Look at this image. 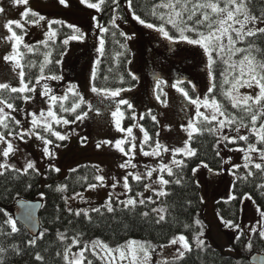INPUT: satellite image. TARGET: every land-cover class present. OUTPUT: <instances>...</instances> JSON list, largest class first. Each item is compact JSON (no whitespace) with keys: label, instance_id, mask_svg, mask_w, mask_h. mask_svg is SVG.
Returning a JSON list of instances; mask_svg holds the SVG:
<instances>
[{"label":"snow or ice","instance_id":"6c2138e0","mask_svg":"<svg viewBox=\"0 0 264 264\" xmlns=\"http://www.w3.org/2000/svg\"><path fill=\"white\" fill-rule=\"evenodd\" d=\"M60 5L64 7H69V0H58ZM80 4L85 5L89 9H95L97 12L103 11V6L109 3V0H79ZM111 5L114 6L113 11L120 7V0H110ZM252 0H159L158 3H154L151 6L150 14L159 23L147 22L145 19L141 18L140 15L136 13L133 9V0H127L128 10L131 12L132 18L136 20L139 24L143 25L148 29H153L157 33L163 35L165 40L172 43L185 42L188 45H192L202 49L204 55L206 56V71L207 76L210 81L208 87V96L203 99L199 95H189V89L185 87H180L179 85L184 84L183 80H177L176 87L177 91L180 92L183 98L192 106H194V114L188 119L187 126L181 125L182 129L188 132V137L181 141V147L169 148L159 142V140L153 141V144L149 145L150 150L145 151L144 145L148 144L149 140L152 138L149 136L147 131L141 127L143 132V141L139 146L140 152L145 157H159L162 153H170L171 163H165L161 161L158 167L150 168L145 165V172H127L122 178V187L125 190L115 197L119 205L123 208L121 211H126L131 209L135 212L137 206H145L148 204L158 205L160 203L157 198H166L172 195V192L168 189L169 185H181L182 177L174 171L175 168L182 169L186 167L184 159H177V155L181 157L192 158L196 157L197 150L191 146V140L194 134L203 135L205 132L210 134H218V143L227 144H237L238 141L244 142L243 147H236L229 149L230 151L242 152L244 163L234 164L231 167L235 170H239L241 167L246 170L245 174L241 179L245 182L249 181V178L255 179L257 173L260 174L261 178L264 179V49H261L255 40H250V38H258L264 36V11H260L259 15L253 13L250 8ZM8 3L15 8H22L20 11V19H5L0 22V28L7 30V34L0 39H5L9 42H14L13 52L8 55H4L2 58L4 61H14L12 66V71H16L19 77V86H12L8 82H0V93L7 90L9 96L5 97L0 94V177L5 176L9 172L23 173L27 175L29 170L39 174V169L36 168L34 161H28L22 169L16 168L15 165L9 163L10 155H14L16 148L14 147V141L19 140L27 142L25 137L40 140L43 147V154L47 156L50 160L55 158L54 151H50L49 145L53 148H60L63 145L59 142L66 141L69 139L67 134H62L60 131L53 128V123L49 122L48 118H51L55 124L69 125L77 120H84L87 116V112L80 111L81 105L86 103L79 93H73V95L78 97V102H75L72 107L64 108L61 105V110L65 112H72L74 114V119L69 120L62 118L57 115L49 107L47 113L43 110L39 113V117L35 112L28 113L31 117V127L27 130L22 127L17 130L15 126H21V121L12 115V113L19 111L15 105L16 100H22L24 103H28L34 97L30 94L36 93V86L40 84L41 80H59L61 77L56 75H44L43 65L40 68V75L36 78L35 84L32 80H25L24 65L21 63L22 53L19 51L20 45L23 43V34H18L15 29L24 32L25 23L36 24L38 21L45 20V17L39 13L33 11L29 6V0H8ZM157 9H163L164 11H157ZM6 13V7L3 5V0H0V16ZM38 17V20H29V16ZM93 19H96L93 17ZM116 19H122V17L114 16L112 18L113 26L119 27L115 23ZM55 23H60L55 21ZM170 26V29L167 27ZM72 28L74 26L68 25ZM97 27L100 28L101 32H108V28L103 27L97 23ZM79 32V29H76ZM171 32V34H170ZM48 35H55V33H48ZM121 35L125 36L126 39H132L123 32ZM84 34L71 35L69 39L71 40H82ZM69 40L65 39L64 44H68ZM46 43V42H43ZM104 39L100 38V53L104 52ZM238 45H241L238 47ZM29 51H32V47L29 45H24ZM242 54V55H240ZM237 55H240V59H233ZM262 57V58H258ZM46 63L50 61L46 58ZM217 62L226 65L221 75L224 76L221 82V92L226 100L231 105L235 112H229L224 105L218 101L213 95L216 84V76L213 71V65ZM59 63V61H57ZM97 64L100 63L99 60L96 61ZM130 63V61H129ZM133 81L137 80L138 77L129 72L128 74ZM231 77V79H229ZM95 78V73H93V79ZM165 83L157 78V83L155 85L156 89H161V84ZM191 91L195 93L196 85L192 84L191 81ZM31 85V86H30ZM224 85H229L225 90ZM248 88L252 90L249 93H240V88ZM75 88V85L72 86ZM42 95L48 97L50 105L55 104L57 100H67V95L63 97H57L56 95H50L51 90L48 88L47 84L43 85ZM71 90V89H70ZM95 93H103L111 98L120 97L122 91H130L131 89L119 88L115 90L110 89H100L95 86L91 88ZM19 94V95H11ZM166 96L167 93H164ZM157 100H161L159 94L156 95ZM166 105V101H161ZM118 105H126L129 109L133 105L124 98L117 101ZM201 108L205 110L211 109V114H206L202 112ZM10 110V111H6ZM91 110V105H89ZM112 116L116 117V128L118 131L126 132L131 141H129V147L126 151L122 145L125 144L124 139L115 141V148L122 153L124 156L128 157L123 163L119 165L120 168L126 169L129 166L135 169L136 164L132 163V159L135 156V151L137 149V144L134 142L136 137L133 136V127H128L126 129L121 128L120 118L124 116V113L117 106L115 111L112 112ZM135 119V116L132 117ZM143 119V117H141ZM151 119L156 121V116H152ZM41 120H43L42 131L48 133V136L41 135L39 132L35 131L41 125ZM213 127H199L201 124L212 125ZM138 126V125H134ZM227 127L228 132H234L235 135L223 134V130ZM190 129V131H189ZM241 129H245L247 134H241ZM159 136V132L156 133ZM50 137H54L55 140ZM250 137L252 139H250ZM86 139V138H85ZM102 144H112V141H102ZM97 148L101 147V144L96 145ZM219 156V151L216 152ZM255 156V158H254ZM225 163H230L229 161H224ZM208 168V164L201 162L198 167L192 168V174L195 175L199 170V167ZM49 171H54L59 173L60 168L55 167L53 164H49ZM76 171V169H72ZM102 171V169H98ZM211 172L212 169L209 168ZM153 173L157 176L153 179ZM167 177L174 179H166ZM129 177H131L137 184H142L145 191L151 190L153 196L147 198L144 197V192L137 191L135 195L132 193V185L129 183ZM94 179L99 182V184L93 183L89 184V189H96L97 187H108L105 182V177L103 175H96ZM113 183L111 188L114 190L121 180L117 177H112ZM153 184L158 187L153 188ZM31 187V185H28ZM51 187V186H49ZM258 188L264 190V183H259ZM57 192H66L67 185H61L55 189ZM264 195V191L261 193ZM43 196V194H41ZM120 196H127V199H120ZM80 197L83 199L81 193H75V196L68 197L63 196L64 201V211L67 212L69 216H75L80 218L83 216L84 220L91 224L93 222V216L91 213H96L99 216H104L105 213L113 214V221H115L116 207L113 205V193L110 192L107 201L100 207H93L91 209L80 208L73 209L69 206V199H75ZM155 197V198H154ZM232 199H237L233 196ZM241 201L249 200L255 204L252 196L249 194H244L240 197ZM86 202V201H85ZM203 202V201H201ZM189 204L191 201L188 202ZM3 210L0 209V212ZM56 211L59 213L61 211L60 207H56ZM166 212L167 209L164 206H158L151 208V213L155 214V223L161 224L166 223ZM256 212L259 215V219L256 221L255 225L248 226V231L250 233L247 242L244 244V249L250 251L253 247V237H257L259 241H264V210L256 206ZM143 218H147L150 215L149 211H143L140 214ZM6 219L0 224V237L12 238L14 234L20 232V228L17 226V221L11 216H7ZM31 214L29 213V219ZM221 222L225 227L235 229L238 232L236 237L239 240L241 237L245 236L244 229L241 228L239 223L234 220H225L224 217H220ZM56 220H60V216L56 217ZM68 224H73V220L69 219ZM196 225H203L200 220L195 221ZM127 227V225H125ZM187 229L189 225H184ZM7 228V230H5ZM68 229L60 231L59 229L55 232L56 240L63 245L62 251L57 250L55 256L62 259L63 264H94V260L99 261V264H150L152 259V254L156 251V245L151 244L149 241H138L135 239L127 240L122 244H117L115 246H110L107 242L96 238L94 240L83 241L84 233L80 231H75L74 235L69 236ZM47 230L38 232L32 235V238L27 240V246L31 249H36L38 242L43 240ZM204 233L199 231L195 239V250L200 251L205 247V241L202 239ZM180 243V247L176 249L175 255L173 257L172 264H179L180 261L184 260L186 255L194 251L193 245L189 243L188 238L185 235L173 236L167 245L161 244L160 248L169 247L172 245H177ZM73 248L77 251L73 252ZM9 250H11L16 255H22V250L18 244H11L8 247L0 244V264H5V257L8 255ZM234 249H229L233 251ZM85 253L89 255L86 256ZM34 260L38 264H45V256L41 254L40 251L34 252ZM157 264H170L167 259L158 261Z\"/></svg>","mask_w":264,"mask_h":264},{"label":"rangeland","instance_id":"374dc122","mask_svg":"<svg viewBox=\"0 0 264 264\" xmlns=\"http://www.w3.org/2000/svg\"><path fill=\"white\" fill-rule=\"evenodd\" d=\"M3 5L6 7V13L0 16V22H3L5 19L21 18L19 13L22 8L18 9L13 7L8 3V0H3ZM29 6L33 11L44 16L45 20L38 21L36 24L25 23L23 33H21V30L15 29L18 34H23V43L19 47V51L22 53V57L20 58L21 63L24 53L32 52L35 45L47 44L57 39L58 32L54 27L56 24L72 25L74 26L72 27L73 29H79V32L76 31L77 33L75 35L83 33L84 38L82 40H71L67 38L69 40V50L61 61L63 70L62 75L59 76L61 79L41 80L40 84L36 86V93L30 94L34 98L28 103H25L19 111L12 113V115L21 121L20 127L27 130L31 127V117L28 116V113L35 112L37 117H39V113L42 110L47 113L50 106L56 112V105L58 103L64 105L67 100H57L55 104L50 105L48 97L42 95L44 91L43 85L47 84L51 90L50 95H56L57 97L67 95L69 98L74 92L79 93V96H82L86 102L84 104L87 106V116L84 120H77L69 125H63L62 123L57 125L51 121V118H48L49 122L53 123L55 130L69 136V139L66 141H57V143L63 145L60 148H53L51 145L48 146L50 151H54L55 153L54 159L50 160L43 154L42 149L44 146L40 140L35 137H25L26 143L19 140L13 142L17 150L14 155H10L9 163L15 165L16 168L22 169L28 161H34L36 168L41 173H45L48 170L49 164H53L55 167L61 169L59 172L61 179L66 178L72 169H76L82 165H91L102 169V171L98 172L99 175L105 177V182L108 187L88 188L86 191L79 192L82 194L83 199L76 197L68 201L69 206L74 210L100 207L107 201L110 192L113 193V199H115L117 195L125 191L122 187L121 178L127 172L144 173L145 165H148L150 168H155L158 167L161 161L171 163L170 153H162L159 157H145L141 154L139 146L143 141V132L141 131V127L144 129L143 119L145 114L152 113V116H156V121L160 125L159 142L168 146L170 149L181 147V141L188 137V132L183 130L181 125L187 126L188 119L194 114L195 109L194 106L190 105L183 98L176 87L172 85H176L178 79L183 80L184 83L191 81L192 84L196 85L195 95H199L202 99L207 97L210 81L205 68L206 56L202 49L198 47L188 45L185 42L172 43L165 40L162 34L139 24L132 18V15L129 23H124L121 19H116L115 23L127 35L132 36V39L129 40L133 52L131 71L138 77L139 84L135 89L122 91L120 97L111 98L103 93L98 94L91 90L94 86L93 73L96 72L98 67L96 61H100L102 56L99 50V40L102 38L103 32L97 27V23H99V12L80 4L79 0H69V7L60 5L58 0H29ZM93 17L96 19H93ZM29 20H38V17H32ZM55 21H59L60 23H55ZM48 33H55V35H48ZM6 34L7 30L0 28V37ZM13 44L14 42L0 39V57L11 54L13 52ZM24 45L31 46L32 51H29ZM233 59L238 60L240 56L237 55ZM47 60L50 61V58H47ZM13 64L14 61L6 62L0 58V82H8L12 86H19V77L16 74L19 69L12 71ZM47 64L45 63V65ZM157 78L165 82L161 84V89L159 90L155 88ZM73 85H75V88H72ZM179 86L182 87L181 85ZM239 91L240 93H249L252 90L242 87ZM164 93H167V95L165 96ZM157 94L161 96V100L156 99ZM121 98L127 99L133 105L130 110H132V116H135V119L134 123L128 127H133V136L136 137L134 142L138 146L135 151V156L132 159V163L137 165L135 169L131 168V166L126 169L119 167L128 157L124 156L115 148V141L124 139L125 144L122 147L127 151L129 141H131V137L126 132L117 130V118L112 116V112L115 111L117 106L123 113L125 112L123 108L125 105L117 104V101ZM162 100L166 101L167 106L161 102ZM89 105H91V110L89 109ZM6 111L10 110L6 109ZM201 111L209 115L211 114V109L205 110L201 108ZM68 112L74 115L72 112ZM60 117L67 119L63 116ZM124 120L125 113L120 118V121L121 128L126 129L128 127L124 126ZM42 125L43 120H41L40 127L35 131L41 135L48 136V133L42 131ZM134 125L138 126L134 127ZM144 131L146 130L144 129ZM223 134L235 135L234 132L229 133L227 127L223 130ZM241 134H247L246 130L241 129ZM50 138L55 140L54 137ZM105 140L112 141V144H102V141ZM97 144H101V147L97 148ZM229 145L227 144L225 146V143H218V149L224 161L230 162H224L222 171L210 172L209 169L200 166L196 172L198 180L202 185L205 199V207L199 213L198 220L203 225L202 228L200 227V231L204 233L202 239L205 241V244H217L225 254L236 257L238 256V251L230 245L229 238L225 232L227 231L235 235L237 231L224 226L215 206L217 201L227 200L232 196V187L235 181L233 171L235 169L231 165H242L244 163V154L239 153V151H230L229 149L232 148ZM146 147H148V144L144 145L145 151L150 150ZM176 158L184 159L187 157L177 155ZM173 167L175 168V166ZM113 176L121 180V183L114 190L111 188ZM156 176L157 174L153 173V179ZM45 183L43 182V184ZM156 187L158 186L153 184V188ZM142 192H144L145 198L153 196L151 190H144ZM65 196L71 198L75 194L68 195L65 192ZM43 198L44 196L39 195L37 201H41ZM127 198V196H120V199ZM256 206V204L249 201L246 206L249 218L244 224H240L248 237L250 235L248 226L255 225L259 227L256 224V221L259 219ZM7 210L10 211L11 208ZM180 246L179 242L177 245L164 248L157 246L156 251L152 254L150 264H157L158 261L164 259L168 261L173 260L176 249ZM230 248L234 250L229 251ZM72 251L75 252L76 250Z\"/></svg>","mask_w":264,"mask_h":264},{"label":"trees","instance_id":"16d2710c","mask_svg":"<svg viewBox=\"0 0 264 264\" xmlns=\"http://www.w3.org/2000/svg\"><path fill=\"white\" fill-rule=\"evenodd\" d=\"M95 2V0H93ZM159 0H133V9L141 18L147 22L159 23L155 20L151 14V6L154 3H158ZM114 6L109 3L103 6V11L99 12L98 21L99 24L105 28H108V32L102 33L104 39V52L100 58V63L95 72V78L93 84L100 89L115 90L119 88L135 89L139 81L138 79L133 81L128 75L131 71V62L133 60V52L131 50L129 39L121 35V32L125 31L120 27L113 26L112 18L114 16L122 17L124 23H129L131 18V12L127 7V0H120V7L113 11ZM250 8L253 13L259 15L260 11H264V0H252ZM157 11H164L163 9H157ZM32 19V16H29ZM54 27L57 29V39L55 41L48 42L47 44L35 45L32 52H25L22 58V64L24 65L25 80H32L35 84L36 78L40 75V68L43 65L44 75H62L61 61L63 57L68 53L69 45L64 44L63 41L69 38L71 35H75L77 32L75 29L68 27L67 25L56 24ZM170 29V26H167ZM126 34V33H125ZM171 34V32H170ZM255 40L257 45L264 49V36L258 38H250ZM242 55V54H240ZM239 55V56H240ZM46 58H50V63L45 65ZM262 58V57H258ZM59 61V63H57ZM130 61V63H129ZM225 65L217 62L213 65V71L216 76L215 84L216 88L213 93L216 99L220 101L229 112H235V109L231 108L228 100L225 99L221 92V82L224 76L221 72L224 71ZM135 75V74H134ZM136 76V75H135ZM31 86V85H30ZM186 89H189V94L195 95L190 89L191 85L184 83L181 85ZM229 85H224L226 90ZM3 96H9L7 90L0 93ZM13 96L19 94H11ZM78 101V97L70 95L67 102L63 105L64 108H70ZM15 105L17 109L22 108L25 103L22 100H16ZM61 103L56 105V112L59 116L66 117L69 120L74 119V115L69 112L61 110ZM125 120L124 126L128 127L134 123L132 118V110L128 109L125 105ZM87 112V106L83 104L78 112ZM152 113H147L143 119L144 129L152 138L148 142L149 145L153 144V141L159 140L160 125L157 121L151 119ZM199 127H213L212 125L201 124ZM17 127L19 130L20 126ZM159 132V136L156 133ZM250 139H252L250 137ZM229 145V144H228ZM191 146L197 150L196 157L184 158L186 167L179 169L174 168V171L182 177L181 185H169L168 189L172 192V195L166 198H157L160 203L166 209V223L156 224L155 214L151 213V208L158 205H145L137 206L135 212L131 209L121 211L122 205L113 199V205L116 207L115 221L112 217L113 214L105 213L104 216H99L96 213H91L93 216V222L87 223L83 216L76 218L75 216H69L64 211V201L62 199L65 196V192H57L55 189L61 185H67L66 193L72 195L75 193L83 192L88 189L89 184L96 183L98 181L94 179V176L99 175L98 168L91 165H82L76 168V171H70L68 176L64 179L60 178V173L54 171H45V173L39 172V174L29 170L27 175L23 173L9 172L5 176L0 177V224L6 219L7 216L15 217V205L19 201H37L39 195L43 194L44 198L41 200L43 206L40 211V223L41 231L47 230L43 240L38 242L36 249H31L27 246V240L32 238V234L21 223L17 222L20 232L14 234L12 238L0 237V244L5 247L15 243L18 244L22 250V255H16L9 250L8 255L5 257V264H38L34 260V252L40 251L45 256V264H63L61 258L55 256L57 250L62 251L63 245L60 244L55 238V232L59 229L64 231L68 229L69 236L74 235L75 231L84 233L83 241L94 240L99 238L107 242L110 246L122 244L127 240L135 239L138 241H149L151 244L159 246L161 244H168L169 240L173 236L185 235L188 238L190 244L193 245L194 251L186 255L185 259L180 261L179 264H252L250 257L253 254L259 253L264 255V241H259L257 237H253V247L250 251L244 249V244L247 242L248 235L236 239L238 232L234 235L225 232L229 238L230 245L238 251V256H230L225 254L217 244H205L203 250H195L194 237L200 231V225H196L195 221L198 219L199 213L205 207V199L203 194V188L200 184L197 175L192 174V168L198 167L201 162L208 164V168L213 172L222 171L224 158L220 154L216 155L218 149V134H210L205 132L203 135L194 134L191 140ZM243 147L244 142L238 141L237 144H230V148ZM220 153V151H219ZM242 153V152H239ZM235 174V181L232 187V196L230 199L219 200L215 203L217 212L225 220H234L236 223L244 224L249 218L246 210V206L249 200L241 201L240 197L244 194L252 196L255 204L264 210V195L258 188L259 183H264V179L257 173L255 179L249 178L248 182H245L241 177L245 174L246 170L240 168L233 171ZM166 179H174L175 177ZM43 182H46L43 184ZM130 184L132 185L131 195H135L137 191H144L142 184H137L130 177ZM31 185V187H28ZM51 186V187H49ZM235 196L237 199H232ZM155 198V197H154ZM191 201L189 204L188 202ZM203 201V202H201ZM252 202V201H250ZM59 206L61 211L58 213L56 207ZM11 208V210H7ZM149 211L150 215L147 218H143L140 214L143 211ZM60 216V220H56V217ZM73 220V224L69 225L68 220ZM189 225L186 229L184 225ZM127 225V227H125ZM7 230V228H5ZM76 250V248H73ZM89 254L86 253V256ZM94 264H99L94 258ZM172 261H169L172 264ZM85 264L87 262L85 261Z\"/></svg>","mask_w":264,"mask_h":264},{"label":"water","instance_id":"95a60500","mask_svg":"<svg viewBox=\"0 0 264 264\" xmlns=\"http://www.w3.org/2000/svg\"><path fill=\"white\" fill-rule=\"evenodd\" d=\"M43 206L41 201H19L15 205V220L24 225L33 235L41 230L40 211ZM29 213L31 218L29 219ZM252 264H264V255L256 253L250 257Z\"/></svg>","mask_w":264,"mask_h":264}]
</instances>
